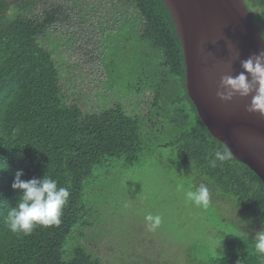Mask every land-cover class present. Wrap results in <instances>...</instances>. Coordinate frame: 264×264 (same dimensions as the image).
<instances>
[{"label":"trees","instance_id":"obj_1","mask_svg":"<svg viewBox=\"0 0 264 264\" xmlns=\"http://www.w3.org/2000/svg\"><path fill=\"white\" fill-rule=\"evenodd\" d=\"M245 2L264 30V0ZM126 5L134 17L107 33L116 32L110 43L105 39L107 71L114 85L153 91L148 115L130 116L120 104L99 113L70 105L54 52L41 43L52 26L69 19L68 9L55 6L32 17L36 0H0V264H104L84 243L86 230L101 223L90 221L101 208L89 206L93 192H86L106 178L112 165L139 166L147 136L164 130L163 122L169 124L167 131L178 132L168 145L176 149L179 178L188 191L200 184L209 188L208 212L218 214V229L227 220V208L245 228L242 236H230L223 255L201 257L190 247L187 264H264L253 240L264 227L262 180L234 157L211 166L213 152L225 145L207 129L188 96L182 42L163 0H126ZM17 170H23L24 180L46 174L69 189L58 227L37 226L30 236L7 229L8 210L20 199L12 189Z\"/></svg>","mask_w":264,"mask_h":264},{"label":"rangeland","instance_id":"obj_2","mask_svg":"<svg viewBox=\"0 0 264 264\" xmlns=\"http://www.w3.org/2000/svg\"><path fill=\"white\" fill-rule=\"evenodd\" d=\"M36 1L32 17L55 6L70 13L67 21L52 26L41 39L42 45L54 52L68 103H77L84 113H99L120 104L130 116L148 115L153 91L147 86L135 91L134 87L114 85L107 71L105 39L110 43L125 20L134 17L126 0ZM135 26H139V19ZM115 29L108 37L107 33ZM163 125L165 132L154 129L147 136L145 158L139 166L127 168L123 162L112 165L106 178L86 192V196L93 192L89 206L97 212V207L101 208L90 221L99 218L101 223L86 230L88 240L84 243L104 264H187L190 247L194 246L201 257L208 253L223 255L230 236L245 233L239 217L229 208L224 211L227 220L223 228L218 226L220 230L216 226L220 225L218 214L211 217L208 208L186 201L188 189L184 178H179L176 149L168 145L178 132L173 127L167 131L166 122ZM101 187L107 192H101ZM148 213L162 218L155 231L146 226L144 217Z\"/></svg>","mask_w":264,"mask_h":264},{"label":"water","instance_id":"obj_3","mask_svg":"<svg viewBox=\"0 0 264 264\" xmlns=\"http://www.w3.org/2000/svg\"><path fill=\"white\" fill-rule=\"evenodd\" d=\"M163 2L182 42L187 93L200 118L233 157L248 165L264 184V116L247 111L251 96L225 102L216 95L223 75L245 72L241 61L264 50L253 12L245 0ZM230 45L239 51V59Z\"/></svg>","mask_w":264,"mask_h":264},{"label":"clouds","instance_id":"obj_4","mask_svg":"<svg viewBox=\"0 0 264 264\" xmlns=\"http://www.w3.org/2000/svg\"><path fill=\"white\" fill-rule=\"evenodd\" d=\"M259 36L264 41V30L260 31ZM229 47L230 50L235 51V58L239 59L240 53L235 46L230 45ZM241 66L246 73L250 74L251 79L245 72H240L235 76L223 75L216 95L225 102L232 101L236 96L242 98L251 96L247 111L264 116V50L242 60ZM213 156L214 159L210 161L213 168L217 167V162L222 166L233 158V154L227 146L222 149L217 148L213 152ZM23 175V170H17L12 183V189L20 193V199L15 207L8 210L4 221L7 229L13 234L30 236L37 226L58 227L62 222L63 211L69 202V189L58 186L57 181L46 174L41 178L30 180L22 179ZM185 197L186 201L192 202L198 207L204 209L209 207L210 192L204 184H200L194 191H187ZM144 220L150 231H155L162 224L160 215L148 213ZM223 240L224 236L221 245ZM253 240L255 251L264 257V227L256 232Z\"/></svg>","mask_w":264,"mask_h":264}]
</instances>
